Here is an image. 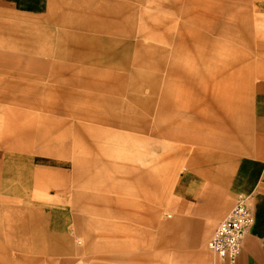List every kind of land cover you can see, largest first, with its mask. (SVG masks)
I'll list each match as a JSON object with an SVG mask.
<instances>
[{"label": "crops", "instance_id": "1", "mask_svg": "<svg viewBox=\"0 0 264 264\" xmlns=\"http://www.w3.org/2000/svg\"><path fill=\"white\" fill-rule=\"evenodd\" d=\"M38 1L25 3L30 9L31 6L42 8L32 14L0 9V118L4 123L9 119L17 120L19 113L12 110L13 106L33 110L29 120H17L18 132L3 135V148L11 154L0 175V219L10 222L4 232L11 239L20 238L27 231L34 230L35 235L46 231L45 225L36 226L37 219L58 220L64 216L56 210L58 208L48 210L42 207L44 205L67 204L72 215L78 218L75 202L92 198L102 201L101 197H89V193L70 186L73 179L67 172L76 171L77 161L66 148H59L68 138L57 132L72 127V118L111 127L105 129L107 131L99 130L100 135L118 133L122 128L147 132L150 121L153 125L150 132H153L158 124L165 123L166 128L173 117L186 116V107L211 106L213 100L221 105L229 96L222 95L223 91H229L223 86L228 83L226 76L214 80L190 66L192 60L195 63L202 57L197 43L199 33L188 31L180 21L149 9L183 16L182 0ZM19 2L22 4L21 0ZM165 45L172 48L168 50ZM182 59L187 61L181 62ZM138 67L149 68L150 72L144 73ZM12 77L20 80L16 82ZM73 87L82 90H71ZM255 87L259 100L255 114L250 117L248 132L242 138L243 153L234 167L218 171V176L209 172L197 176L195 196L189 194L192 187L186 185L185 194L189 195L181 202L180 220L187 222L188 227L181 229V235L198 239L180 243L192 249L189 253L199 262L200 255L206 254L202 251L206 245L199 239L205 232L199 233V229L220 223L237 201L245 197L254 222L245 235L237 264H264V79ZM145 88L150 92L147 96L143 92ZM54 91L63 93L66 102L61 104ZM123 96H127L128 101ZM79 100L84 105L79 106ZM172 106L182 108L181 112L170 114ZM129 108L135 116L129 114ZM141 108L146 110V115L138 111ZM193 117L201 118L198 112ZM73 127L81 134L91 128L84 122ZM92 127L98 128L97 125ZM162 132L169 133L164 128ZM87 139L94 145L90 137ZM89 161L113 169L120 166L133 173L131 176L144 174L142 178L149 185L147 164L143 166L140 162L139 168L133 164L118 166L99 156ZM13 163L19 166L16 173L10 171ZM37 164L60 166L63 171L41 170L36 168ZM17 182L35 188L33 194L36 195L20 196L6 189L5 186ZM53 186L60 188L63 195L45 198L39 195L41 189ZM66 194H69L68 200L62 199ZM10 203L19 204L14 207ZM53 234L55 249L49 247L41 251L69 253L72 241L69 235ZM39 245L28 243L25 246L30 250L31 246L36 249Z\"/></svg>", "mask_w": 264, "mask_h": 264}, {"label": "rangeland", "instance_id": "2", "mask_svg": "<svg viewBox=\"0 0 264 264\" xmlns=\"http://www.w3.org/2000/svg\"><path fill=\"white\" fill-rule=\"evenodd\" d=\"M19 1L0 0V9L8 11L16 9L27 14L42 11L40 6L34 9L31 6L30 9L25 4L28 0H21L22 4ZM182 2L185 5L183 16L149 9L155 14L180 21L188 31L199 33L197 43L200 51L202 50V57L195 63L192 60L190 66L205 76L214 77V80H221L226 76L228 83L223 86L229 91H223L222 95H229L228 101L224 98L226 102L221 105V102L213 100L211 106L207 104L198 108L186 107V116L173 117L171 122H167L169 125L166 128L165 123L158 124L155 126L156 131L153 132H150L153 127L150 121L147 132L128 131L122 128L118 133L107 132L100 135L99 130L107 131L105 129L111 127L103 123L72 118L73 126L84 122L89 123L91 128L85 134L79 133L73 126L61 128L57 132L68 138L67 143H61L59 148H66L70 156L73 155L72 158L77 161L74 173L66 171L73 179L69 184L74 190L89 193V197L94 195L103 199L96 201L92 198L75 202V211L80 218L72 215L67 204L42 206L48 210L58 208L56 210L63 212L64 216L58 220L54 218L53 221L51 218L47 221L35 218L36 226L46 227V231L38 235L32 230L24 232L20 238H8L4 231L10 222L0 219V264L223 263L208 248V241L219 222L212 224L211 228L202 226L198 231L205 232V236L199 239L206 245L202 248L206 254L200 255V262L189 253L193 251L192 249L180 243L181 240L198 239L181 235L183 234L181 229L188 227L187 222L180 220L181 202L186 195H196L197 176L201 177L203 172L218 176V171L234 167L243 153L242 138L248 132L252 120L250 117L255 114V106L259 100L255 86L264 79V0H182ZM165 46L168 50L172 48V45ZM186 61L182 59L181 62ZM138 69L144 73L150 72L146 67ZM12 79L16 82L20 80L19 77ZM77 89L82 90L71 88ZM143 92L146 96L150 94L148 88ZM53 93L58 96L61 104L66 102L67 97L63 93L55 91ZM123 98L128 101L127 96ZM78 104L84 105L81 100ZM170 109V114L182 110L176 106ZM12 110L19 113L16 119L20 122L29 120L33 111L27 107L17 106H13ZM138 111L144 115L147 113L142 108ZM20 112L25 115L22 116ZM128 112L135 116V112L130 108ZM195 112L199 113L200 120L193 117ZM17 120L9 119L4 123L0 118V175L4 173L6 158L11 154L3 148V135H14L19 131L20 125ZM92 125H97L98 128H93ZM163 128L169 133L164 134ZM89 137L94 145L89 143L87 139ZM98 156L118 166L133 164L139 168L141 163L143 166L147 164L149 185L142 178L143 172L141 176L134 174V179L131 176L133 173H129L127 169L122 170L120 166L113 169L112 166L107 167L98 162L90 164L89 159L92 161ZM12 166L10 171L16 173L19 166L15 163ZM36 168L63 171L60 166L48 164H37ZM199 181L202 182V179ZM186 185L192 187L188 190L189 194H185ZM5 187L13 190L12 193L16 195H36L33 194L35 188L20 185L19 182ZM38 193L43 198L63 195V191L55 186L41 189ZM65 196L62 199L68 200L69 194ZM10 204L15 207V204L19 203ZM16 222L20 223L19 220ZM53 232L69 235L72 240L69 253L41 251L49 247L55 249L56 238ZM28 243L40 245L36 247L37 250L32 246L28 250L25 246Z\"/></svg>", "mask_w": 264, "mask_h": 264}, {"label": "built area", "instance_id": "3", "mask_svg": "<svg viewBox=\"0 0 264 264\" xmlns=\"http://www.w3.org/2000/svg\"><path fill=\"white\" fill-rule=\"evenodd\" d=\"M254 222L246 198H240L223 219L208 241V248L219 261L237 264L245 235Z\"/></svg>", "mask_w": 264, "mask_h": 264}]
</instances>
